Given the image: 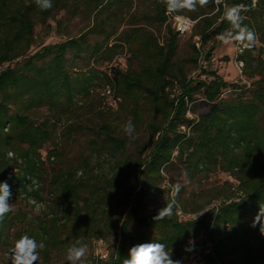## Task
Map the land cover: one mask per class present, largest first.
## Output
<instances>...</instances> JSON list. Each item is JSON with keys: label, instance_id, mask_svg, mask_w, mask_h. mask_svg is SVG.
Segmentation results:
<instances>
[{"label": "trees", "instance_id": "16d2710c", "mask_svg": "<svg viewBox=\"0 0 264 264\" xmlns=\"http://www.w3.org/2000/svg\"><path fill=\"white\" fill-rule=\"evenodd\" d=\"M131 5L132 0H53L52 8L41 10L35 0H0V182L10 186L11 204H28V210L17 208L0 219V247L12 235L16 240L29 235L44 241L39 253L46 256L77 240L85 245L106 238L117 227L118 241L99 264H124L132 246L151 240L181 260L197 251L198 237L202 247L197 253L205 264H264V235L259 225L250 226L259 207L264 208V0H209L195 11L172 13L163 0H153L149 14L131 16L119 31L121 16ZM236 5L249 9L241 13L243 24L256 36L251 48L237 54L249 86L228 82L216 72H208L209 79L188 76L175 60L181 35L167 25L169 17L196 20L192 35L199 46L192 47L198 57L208 40L230 30L225 11ZM83 9L90 19L83 31L28 53L37 25L57 11L64 10L70 20ZM147 23L166 24L164 43ZM119 57L125 64L116 63ZM106 87L119 97L115 105L104 101ZM228 88L232 93L224 97ZM93 97L104 109L90 140L98 161L84 158L73 167L54 169L51 201L45 204L41 150L52 145L47 158L62 159L57 142L67 144L81 129L70 117ZM40 109L48 116L35 121ZM120 111L151 142L136 162L125 154L127 141L112 123ZM104 160L108 168H102ZM177 166L198 185L213 172H225L236 181L235 189L225 182L173 197L174 180L165 181ZM130 174L137 188L127 210L118 214L116 197ZM173 199V214L155 220ZM147 204L154 205L151 211L144 210ZM132 222L145 232L130 233ZM190 239L194 249L185 251Z\"/></svg>", "mask_w": 264, "mask_h": 264}, {"label": "rangeland", "instance_id": "374dc122", "mask_svg": "<svg viewBox=\"0 0 264 264\" xmlns=\"http://www.w3.org/2000/svg\"><path fill=\"white\" fill-rule=\"evenodd\" d=\"M152 4L153 0H132L130 9L126 10L121 16L123 21L119 25V31L126 27L124 22L129 20L131 16L141 17L142 15L149 14L152 10ZM67 16L68 15L64 10H60L55 12L46 24L37 25L34 32L35 40L28 53L33 54L43 46L61 41L67 37L76 36L90 23L89 14H87V11L84 9L78 12L70 20L66 19ZM57 21H59V25H56ZM171 23L172 21L168 19L167 25L172 27ZM147 28L158 38L161 43L165 42L167 37L166 24L157 25L154 23H147ZM192 32L193 29L191 32L179 36L178 46L175 53L176 62L183 65L184 71L188 76L200 79H209L211 77L208 72H216L228 82L237 84L243 82V78L240 76V73L234 64V56L237 50L235 41L224 43L220 37L210 39L204 46L200 47L201 53H199L197 57L192 47V45L195 43L196 36L192 35ZM206 54L209 55V60L205 59ZM194 58H196V63L193 62ZM116 63L120 65L125 64V58L119 57V59L116 60ZM5 64H3L2 67H4ZM13 64L14 61L11 62V65ZM133 67L136 68V64H134ZM229 90V88L226 89L222 95L224 97L230 95L232 92ZM176 91L177 90H175V92ZM100 110L102 111L104 109L101 108L99 99L97 97H93L90 102L82 105V107L77 108L74 111L69 122L80 124L79 126L81 129L75 133L71 141H69L67 144H61L60 141L57 142L59 144L58 151L61 154L62 159L56 157L49 159L47 158V152L52 148V145L47 144L41 150V155L44 158V166L46 170V176L43 178V196L45 204H48V202L51 201V196L49 193V178L54 169L61 168L64 165L73 167L76 165L77 161H80L84 158L90 159L92 164H95L98 161L97 155L92 152L90 140L94 136L92 134V130L99 124L98 112ZM46 116H48V111L45 109H40L36 112L34 119L35 121H40ZM129 120H131L130 116L126 112L120 111L113 116L112 123L117 135L119 137L125 138L127 141L125 154L128 156L131 162H136L137 160H141L146 156L150 150L151 142L143 128L135 127V131L132 135L125 134L123 127ZM109 165V161L104 160L102 168H108ZM94 168L99 170L100 166L95 165ZM77 174L79 175V173ZM168 174L169 175H167L168 178L166 179L165 184H171V179L173 178L174 187L177 184L181 185L179 193L182 196H187L190 192L199 189L205 188L206 190H211L212 188L214 189L217 186H221L225 182L230 183L231 190H233V188L235 189L236 186V181L228 176L227 173L221 171L213 172L208 177H205L200 185L196 184L195 181H191L184 173H181L179 166L170 168ZM227 185L225 187H227ZM136 188L137 181L132 176V174H130L119 187L116 197V203L119 206L116 210L118 214L127 210L128 204L131 200V195ZM164 196L166 197V194ZM12 207L14 210L17 208L28 210V204L25 202H15L12 204ZM153 207V204H147L144 210L148 212L151 211ZM128 231L132 234H142L145 232L143 228H139L133 222L129 225ZM147 234L151 233L147 232ZM15 241L16 237L12 235L8 243L0 247V264H11V261L8 260L7 252L14 246ZM117 241V227L115 231L107 235L106 238L100 240H89L85 244L87 247V253L83 259V264H99L100 259H108ZM197 241L199 243L197 251L195 253L184 255L181 259L182 264H205L201 259V255L197 253L202 247L199 237ZM68 249L69 248L67 247L51 249L46 256L39 253L40 258L36 264H68V261L66 260Z\"/></svg>", "mask_w": 264, "mask_h": 264}, {"label": "clouds", "instance_id": "9594fccd", "mask_svg": "<svg viewBox=\"0 0 264 264\" xmlns=\"http://www.w3.org/2000/svg\"><path fill=\"white\" fill-rule=\"evenodd\" d=\"M163 2L166 5L167 11L172 13L180 10L195 11L198 5L205 6L208 4L209 0H163ZM255 3L256 0H253V4ZM35 4L41 10H48L52 8L53 0H35ZM248 10L247 7L242 5H236L226 9L225 19L229 22L231 28L220 36V39L224 43L235 41L245 49L253 46L256 39L255 33L243 24L244 17L241 14ZM239 50L240 49H238V51ZM123 131L127 135L133 134L135 125L131 120L127 121L124 125ZM180 188V184L175 185L172 192L173 197L179 193ZM10 196V186L6 182H0V219H3L7 213L14 210L12 204L9 202ZM174 204L175 200L173 199L158 211L154 219L157 220L170 217L173 214ZM203 212L197 216L203 214ZM257 225H259L261 234L264 235V208L262 207H259L250 226L256 227ZM194 246V241L190 239L189 244L185 247V251L193 250ZM45 247L46 245L43 240L38 242L29 235H22L15 241L14 246L8 250V260L11 261V264H36L40 258L39 250ZM86 253L87 247L83 245L81 241L77 240L67 250L66 260L68 264H83ZM124 264H182V262L181 260L173 259L171 251L167 250L163 243L151 240L150 242L132 246L129 249L128 258L124 261Z\"/></svg>", "mask_w": 264, "mask_h": 264}, {"label": "built area", "instance_id": "2783aa9c", "mask_svg": "<svg viewBox=\"0 0 264 264\" xmlns=\"http://www.w3.org/2000/svg\"><path fill=\"white\" fill-rule=\"evenodd\" d=\"M221 0H215V2H219ZM169 19L172 21V28L179 34V35H185L187 33H189L195 23L196 20H193L189 17H185L182 15H173L171 17H169ZM195 45L198 47L199 46V42H198V37H195ZM236 53L234 56V64L235 67L238 69L240 76L242 77V68H243V62L242 60H239L237 58V54L240 53L243 49V46L240 45L238 42H236ZM238 49H240L238 51ZM243 78V77H242ZM243 82L246 83L247 86H249V82L244 80V78L242 79ZM102 96L104 98V101L109 104V105H115L118 101H119V97H114L113 96V90L110 87H106L103 89L102 91ZM31 203L34 204V201L31 200ZM38 206V205H36Z\"/></svg>", "mask_w": 264, "mask_h": 264}]
</instances>
